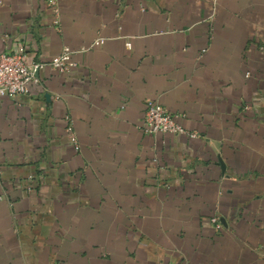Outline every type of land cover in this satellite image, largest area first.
<instances>
[{
	"label": "crops",
	"instance_id": "crops-1",
	"mask_svg": "<svg viewBox=\"0 0 264 264\" xmlns=\"http://www.w3.org/2000/svg\"><path fill=\"white\" fill-rule=\"evenodd\" d=\"M56 5L0 0V52L76 62L0 96V264H264V0Z\"/></svg>",
	"mask_w": 264,
	"mask_h": 264
},
{
	"label": "built area",
	"instance_id": "built-area-1",
	"mask_svg": "<svg viewBox=\"0 0 264 264\" xmlns=\"http://www.w3.org/2000/svg\"><path fill=\"white\" fill-rule=\"evenodd\" d=\"M49 3L53 7L54 14L57 17L55 23H58L59 9L57 8L56 0H49ZM104 43L105 38L99 36L93 41L92 46ZM127 46L130 49L132 44L127 42ZM204 51H207V49ZM73 53V49L67 45L49 61L28 63L24 52L14 50L0 52V96L17 97L27 94L30 90V84L40 82L38 73L46 67H50L61 73L71 72L76 67ZM249 74L248 72L246 75L249 76ZM66 120V131L72 143L79 148V138L69 114L66 115ZM141 128L146 134L173 133L185 135L190 139H197L201 136L197 131L185 127L180 122L178 114L172 112L168 107L154 98H150L146 102ZM2 175L3 169L0 159V187L3 186ZM211 222L217 230H222L225 226L224 219L218 215L212 216Z\"/></svg>",
	"mask_w": 264,
	"mask_h": 264
}]
</instances>
